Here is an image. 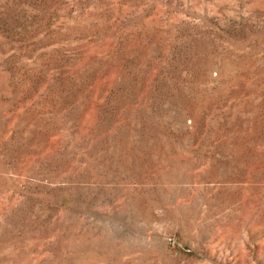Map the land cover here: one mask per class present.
<instances>
[{
	"label": "rangeland",
	"instance_id": "1",
	"mask_svg": "<svg viewBox=\"0 0 264 264\" xmlns=\"http://www.w3.org/2000/svg\"><path fill=\"white\" fill-rule=\"evenodd\" d=\"M0 264H264V0H0Z\"/></svg>",
	"mask_w": 264,
	"mask_h": 264
}]
</instances>
